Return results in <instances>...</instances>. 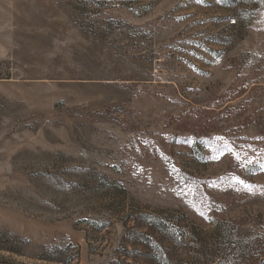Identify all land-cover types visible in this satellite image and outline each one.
<instances>
[{
  "label": "rangeland",
  "instance_id": "obj_1",
  "mask_svg": "<svg viewBox=\"0 0 264 264\" xmlns=\"http://www.w3.org/2000/svg\"><path fill=\"white\" fill-rule=\"evenodd\" d=\"M0 264H264V0H0Z\"/></svg>",
  "mask_w": 264,
  "mask_h": 264
}]
</instances>
